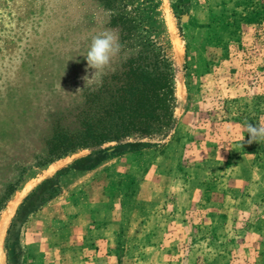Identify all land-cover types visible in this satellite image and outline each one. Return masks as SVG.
Here are the masks:
<instances>
[{
    "label": "rangeland",
    "instance_id": "rangeland-1",
    "mask_svg": "<svg viewBox=\"0 0 264 264\" xmlns=\"http://www.w3.org/2000/svg\"><path fill=\"white\" fill-rule=\"evenodd\" d=\"M238 1L116 0L117 11L170 61L172 123L141 141L148 148L128 147L132 140L109 143L40 167L33 158L43 153L49 112L75 105L77 89L97 81L82 79L95 71L84 56L93 36L116 33L97 0H0V189L13 188L0 211V264H75V232L65 235V246L59 236L58 247L44 255L32 240L47 233L26 222L42 210L40 225L50 217L61 223L62 200L74 197L75 183L84 181L75 168L86 165L104 184L130 175L135 197L161 207L144 230L129 226L109 259L87 264H253L248 239L264 207V153L257 157L245 145L247 125L264 126V113L246 104L264 93V23L240 21ZM221 16H230L229 27L214 25ZM258 145L264 150V141ZM118 187L105 193L123 197ZM171 202L183 204L173 213L177 227L163 218ZM151 229L154 247L143 240Z\"/></svg>",
    "mask_w": 264,
    "mask_h": 264
},
{
    "label": "trees",
    "instance_id": "trees-1",
    "mask_svg": "<svg viewBox=\"0 0 264 264\" xmlns=\"http://www.w3.org/2000/svg\"><path fill=\"white\" fill-rule=\"evenodd\" d=\"M97 2L109 12L106 26L116 33L121 45L118 61L111 63L94 84L79 87L83 89L85 86L83 91L78 92L75 105L49 112L48 133L40 139L44 146L43 153L34 156V165L41 167L77 150L127 140H132V143H126L130 148H148L141 141L159 136L172 123L174 97L169 59L154 41L139 34L130 17L117 11L116 0ZM237 7L241 10L237 15L240 21L258 26L264 23V2L239 0ZM229 17L221 16V22L214 25L229 27ZM246 108L255 113H264V93L251 97ZM227 110L225 107V112L230 114ZM251 125L257 126V123L251 121ZM244 145L239 143L241 153H247ZM245 146L251 147V154L257 157V154L264 153L258 142H247ZM127 180L130 181L125 183ZM118 186L124 190V204L127 207L134 205L135 189L130 175L124 181L111 185V188L117 192L120 189ZM12 192L11 184H3L0 189V211ZM33 201V198L24 201L23 215L29 211ZM157 210L161 211L159 205L140 208L143 230L145 226L149 227L150 217ZM160 213L156 216L159 217ZM163 218L165 222L171 219L168 213H163ZM153 235L154 229L143 234L147 246L154 247L157 243Z\"/></svg>",
    "mask_w": 264,
    "mask_h": 264
},
{
    "label": "crops",
    "instance_id": "crops-1",
    "mask_svg": "<svg viewBox=\"0 0 264 264\" xmlns=\"http://www.w3.org/2000/svg\"><path fill=\"white\" fill-rule=\"evenodd\" d=\"M156 162L155 171L157 170L156 173H158L159 158L156 159ZM75 172L82 174L84 181L78 180V182L75 183L74 197L71 199L63 198L64 200H62L60 212L65 209L66 212L63 214H67V217L63 220L64 215L62 214L61 223L59 224L56 223V221H52V217L46 218V225H40L41 218L38 216L43 213L41 210L35 215L32 214L28 219L30 221L26 222L29 225L34 224L38 226V230L47 233L41 235V237H35V240H32L34 243L33 247H36L37 243H40L42 253L48 255L47 253L51 248L58 247L57 242L59 236L64 237L63 240L60 241L64 243L65 235L70 232H75V264H87V261L91 259H99L104 262L109 259L108 257L112 254H115V251H111V249H114L116 241L122 236V233H126V231L131 232L128 228L129 226H135L138 227V229L144 228L141 223L140 208L150 207L154 204L157 205L159 201L148 204L143 198L137 195L135 204L127 207L126 203L124 204L125 199L120 194L112 196L111 190H109L111 196L105 193V191L109 189V186H111V183H100L101 175L100 177L98 176L99 174L95 175L94 172H96V170L94 166H88V168L85 169L75 168ZM221 203L222 202H219L218 205L216 204L218 209L224 208L221 206ZM181 204L182 202L179 203V205L175 202H171L166 205V212L165 208L163 210L164 213L170 215L171 219L168 220L167 223L173 225V227L177 225L175 219L176 213L173 214L174 210L180 208ZM260 210L261 216L257 219V223L255 222L256 225L254 224L255 227L253 228L252 234H250L251 237L248 239L249 241L253 240L248 249L250 253L254 254L253 264H264V207L260 208ZM217 217V221L220 223L222 217ZM36 218L40 219L36 221ZM66 224L71 225L67 227ZM182 225H186V223ZM167 229L169 231L170 228ZM38 234L39 233H34L33 237ZM86 257H88V259Z\"/></svg>",
    "mask_w": 264,
    "mask_h": 264
},
{
    "label": "clouds",
    "instance_id": "clouds-1",
    "mask_svg": "<svg viewBox=\"0 0 264 264\" xmlns=\"http://www.w3.org/2000/svg\"><path fill=\"white\" fill-rule=\"evenodd\" d=\"M120 48L121 45L119 43L118 37L110 31H101L93 36L84 57L86 59L88 68L94 69L95 71L91 78L85 75L82 79L84 81H91L93 79L100 78L104 74L105 69L110 66L112 58L119 53ZM84 88L77 89L76 93L83 91ZM247 132L249 134V139L247 141L248 144L264 141V126L258 127L248 124ZM242 139H244V137H242Z\"/></svg>",
    "mask_w": 264,
    "mask_h": 264
}]
</instances>
